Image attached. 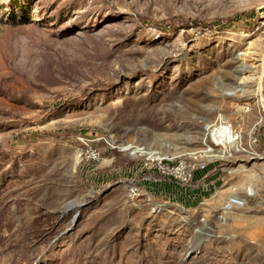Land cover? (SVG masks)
I'll list each match as a JSON object with an SVG mask.
<instances>
[{
    "label": "rangeland",
    "instance_id": "obj_1",
    "mask_svg": "<svg viewBox=\"0 0 264 264\" xmlns=\"http://www.w3.org/2000/svg\"><path fill=\"white\" fill-rule=\"evenodd\" d=\"M0 264H264V0H0Z\"/></svg>",
    "mask_w": 264,
    "mask_h": 264
},
{
    "label": "built area",
    "instance_id": "obj_2",
    "mask_svg": "<svg viewBox=\"0 0 264 264\" xmlns=\"http://www.w3.org/2000/svg\"><path fill=\"white\" fill-rule=\"evenodd\" d=\"M103 138H96L95 136L93 138H82V141L84 143L83 147L88 148V156L91 159H99L101 157V150L97 148L98 143L102 140ZM159 156V155H158ZM148 159V162L151 164V167L154 165L156 166L157 170L161 173L163 170L166 168L164 167L165 165L161 162L164 160L158 158L157 156L154 158H149L146 156ZM150 167V168H151ZM187 171L183 172V175H186Z\"/></svg>",
    "mask_w": 264,
    "mask_h": 264
},
{
    "label": "bare ground",
    "instance_id": "obj_3",
    "mask_svg": "<svg viewBox=\"0 0 264 264\" xmlns=\"http://www.w3.org/2000/svg\"><path fill=\"white\" fill-rule=\"evenodd\" d=\"M230 95H232V93ZM219 138L221 139L220 141H222L223 144H229L233 141V136L230 130H228L226 133H221ZM149 151L152 152V155H147L149 158H154L157 156L158 158L162 160L164 159V157H161V155L159 154V151L157 150H149Z\"/></svg>",
    "mask_w": 264,
    "mask_h": 264
}]
</instances>
